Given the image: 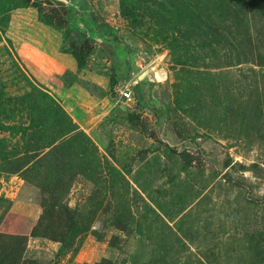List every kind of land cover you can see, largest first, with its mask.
<instances>
[{
  "label": "rangeland",
  "instance_id": "obj_1",
  "mask_svg": "<svg viewBox=\"0 0 264 264\" xmlns=\"http://www.w3.org/2000/svg\"><path fill=\"white\" fill-rule=\"evenodd\" d=\"M121 2L0 0V123L15 127L0 129V264H240L260 225L264 0L239 7L235 47L192 38L185 64L145 34L161 0H132L141 22ZM51 53L68 58L62 94L28 67ZM71 86L88 127L70 115Z\"/></svg>",
  "mask_w": 264,
  "mask_h": 264
},
{
  "label": "trees",
  "instance_id": "obj_2",
  "mask_svg": "<svg viewBox=\"0 0 264 264\" xmlns=\"http://www.w3.org/2000/svg\"><path fill=\"white\" fill-rule=\"evenodd\" d=\"M161 1L163 9H159V13L155 12L154 15L149 16L148 20L150 25L148 28L150 32L147 31L145 34L150 33L152 34L151 36L154 40L164 43L168 50H170V53L174 56L173 62L178 64H185L186 62H189L188 59L193 56V52H190L189 50L194 49V47L190 48L191 43L189 41L195 37L197 39L194 40H197V45L199 47L208 48V50H212L213 52H216L215 48H218L219 44L223 45V43H225L224 46L229 44L232 47H235L232 45L230 38L228 37L229 35L226 32L231 35L234 33V36H236L242 31L241 26L244 21L241 13L242 10L239 7L241 5L244 6L243 4L246 0H240L241 4L238 7L237 3H234L232 0L221 1L219 5L215 4L213 6V10L211 11H207V8H210L209 3L212 2V0ZM121 12L128 19L132 18L133 21L141 22L142 20V18L137 17L139 14H136L132 0H122ZM223 14L227 17V19L231 20V23L228 24L226 22V19L222 16ZM168 15L170 16L169 18ZM175 23L183 26L184 32L181 28L171 32V30L175 29ZM233 26L235 27L233 28ZM238 28H241V31ZM233 41H236L235 37H233ZM69 51L76 60L77 65L79 67L83 66L85 58L84 51L73 45ZM173 87H175L176 91H178L176 85ZM40 93L46 101L56 105V107L51 106L49 108L52 114H54V112L60 113L68 119L70 124H74L71 121L70 116L54 98L50 97L43 91H40ZM15 98L16 97H8L6 101L10 103L12 100L15 101ZM197 102L199 103L200 100L198 99ZM23 127L24 125H18L17 129L22 130ZM0 129H15V127L0 123ZM3 141L4 140L0 138L1 153L5 151H1V144ZM82 149L86 150L87 148L82 145ZM240 168H243V166L240 165ZM51 208H53V206ZM49 212L50 209H46L45 214L47 215ZM238 241L239 240H233L232 243H237ZM237 251L239 253L236 259L240 264H264V211L260 225L257 226V228L251 230L245 229L243 237L241 238V245Z\"/></svg>",
  "mask_w": 264,
  "mask_h": 264
},
{
  "label": "crops",
  "instance_id": "obj_3",
  "mask_svg": "<svg viewBox=\"0 0 264 264\" xmlns=\"http://www.w3.org/2000/svg\"><path fill=\"white\" fill-rule=\"evenodd\" d=\"M38 56L36 58V61L30 62L28 67L31 70H33L34 73L38 75V77L40 78L42 82H44L45 84L51 85L53 90L55 88L56 92L60 91V93L62 94V91L64 89H62L61 87L62 86L61 76L68 67V64L66 62V59L68 58L64 57L61 54L56 55L54 53H51L50 56H47L46 54V57H44L45 55H43V57L41 55H38ZM76 87L77 86L70 87L69 94H71V96L66 103L70 109V115L72 117L73 116L77 117L79 125L88 127L91 113L89 110L84 111V109L82 108L80 109V107L78 106V101L76 100L75 96H72V94H75ZM100 102L103 103L105 102V100L102 99L100 100ZM100 102L95 101V104H98V105L102 104Z\"/></svg>",
  "mask_w": 264,
  "mask_h": 264
},
{
  "label": "built area",
  "instance_id": "obj_4",
  "mask_svg": "<svg viewBox=\"0 0 264 264\" xmlns=\"http://www.w3.org/2000/svg\"><path fill=\"white\" fill-rule=\"evenodd\" d=\"M162 76V78H161ZM164 75L163 74H155L154 73V79H157V80H160V79H163ZM119 91V94L121 95L122 98H125V99H131V91H130V85L127 84V85H122L119 87L118 89Z\"/></svg>",
  "mask_w": 264,
  "mask_h": 264
},
{
  "label": "water",
  "instance_id": "obj_5",
  "mask_svg": "<svg viewBox=\"0 0 264 264\" xmlns=\"http://www.w3.org/2000/svg\"><path fill=\"white\" fill-rule=\"evenodd\" d=\"M145 73L141 74L139 77L142 78L144 76Z\"/></svg>",
  "mask_w": 264,
  "mask_h": 264
}]
</instances>
